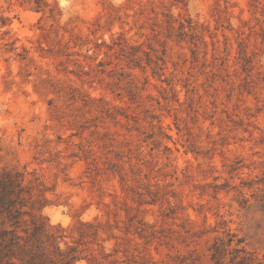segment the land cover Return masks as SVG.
I'll use <instances>...</instances> for the list:
<instances>
[{
	"label": "rangeland",
	"instance_id": "rangeland-1",
	"mask_svg": "<svg viewBox=\"0 0 264 264\" xmlns=\"http://www.w3.org/2000/svg\"><path fill=\"white\" fill-rule=\"evenodd\" d=\"M0 201V264H264V0H0Z\"/></svg>",
	"mask_w": 264,
	"mask_h": 264
},
{
	"label": "trees",
	"instance_id": "trees-1",
	"mask_svg": "<svg viewBox=\"0 0 264 264\" xmlns=\"http://www.w3.org/2000/svg\"><path fill=\"white\" fill-rule=\"evenodd\" d=\"M39 0H36V4L38 5ZM37 9L40 10V6H37ZM1 202V201H0Z\"/></svg>",
	"mask_w": 264,
	"mask_h": 264
}]
</instances>
